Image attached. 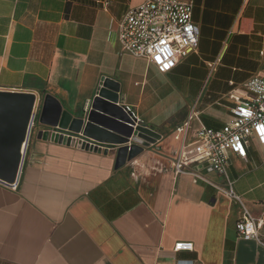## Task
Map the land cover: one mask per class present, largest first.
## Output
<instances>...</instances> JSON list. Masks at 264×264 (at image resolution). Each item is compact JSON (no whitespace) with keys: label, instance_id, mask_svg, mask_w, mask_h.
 Masks as SVG:
<instances>
[{"label":"crops","instance_id":"obj_1","mask_svg":"<svg viewBox=\"0 0 264 264\" xmlns=\"http://www.w3.org/2000/svg\"><path fill=\"white\" fill-rule=\"evenodd\" d=\"M144 1L0 0V91L35 94L38 116L17 188L0 179V264H264V245L238 234L240 205L173 166L192 109L218 128L230 90L264 76V0H194L198 50L165 73L119 42L117 21ZM106 78L160 138L120 162L119 144L39 136L53 129L40 121L47 95L78 116ZM229 171L261 215L264 147L232 155Z\"/></svg>","mask_w":264,"mask_h":264},{"label":"built area","instance_id":"obj_2","mask_svg":"<svg viewBox=\"0 0 264 264\" xmlns=\"http://www.w3.org/2000/svg\"><path fill=\"white\" fill-rule=\"evenodd\" d=\"M194 6V0H145L130 7L117 21L122 50L146 58L160 72L171 71L191 50H198L200 28L193 18ZM228 96L235 105L231 108V119L222 126H207L195 109L177 126L175 137L180 148L173 166L176 174L189 173L195 182L209 183L239 204L240 214L236 220L239 236L264 245V211L256 216L246 207L242 196L235 190L229 171L232 155L247 159L248 149L253 144L264 147V76H251L241 85L234 86ZM123 107L130 117V125L135 129L144 125L133 106L124 104ZM37 119L34 106L21 148L23 155ZM17 185L15 180L12 187L17 188ZM192 248V242H177L175 245V250Z\"/></svg>","mask_w":264,"mask_h":264},{"label":"water","instance_id":"obj_3","mask_svg":"<svg viewBox=\"0 0 264 264\" xmlns=\"http://www.w3.org/2000/svg\"><path fill=\"white\" fill-rule=\"evenodd\" d=\"M118 92V85L106 78L89 108L78 116L63 110L53 96L47 95L40 121L53 130H40L39 136L84 147L87 141L119 144L120 162L128 155L134 157L161 135L144 125L136 129L130 125L128 113L119 104ZM35 99V94L0 91V179L3 181L13 183L19 175L24 156L21 148L28 134Z\"/></svg>","mask_w":264,"mask_h":264}]
</instances>
